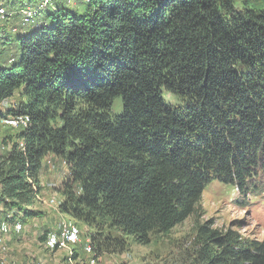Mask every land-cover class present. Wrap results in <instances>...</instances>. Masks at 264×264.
I'll use <instances>...</instances> for the list:
<instances>
[{"label": "trees", "instance_id": "1", "mask_svg": "<svg viewBox=\"0 0 264 264\" xmlns=\"http://www.w3.org/2000/svg\"><path fill=\"white\" fill-rule=\"evenodd\" d=\"M0 4V118H30L0 152V224L39 215L48 166L96 255L168 233L213 181L241 207L264 197V0ZM196 239L195 264H264V241L232 228Z\"/></svg>", "mask_w": 264, "mask_h": 264}, {"label": "rangeland", "instance_id": "2", "mask_svg": "<svg viewBox=\"0 0 264 264\" xmlns=\"http://www.w3.org/2000/svg\"><path fill=\"white\" fill-rule=\"evenodd\" d=\"M37 7L39 8L38 5ZM29 13L27 14L30 15ZM17 18L19 16L16 14L12 19ZM25 28L24 26L20 30ZM17 31L15 29V33ZM19 58L20 55L17 53L16 59L19 60ZM169 95L167 91L164 92L166 101H169ZM14 100L16 98L11 99V101ZM0 109H2L1 106ZM111 111L113 115L122 113L121 97L115 98ZM15 131L16 129L5 124L0 118V152L7 149L4 139ZM61 178L60 173L55 172L53 166H48L43 175L42 189L33 205L39 215L27 219L20 233L13 231L6 234L0 233V259L5 261L4 264H33V262L65 264L68 250L50 251L41 239L47 228L57 230L61 221L69 218L59 210L57 205L59 203L51 201L53 198L56 201L60 200L55 188L59 185ZM237 194L232 186L213 181L207 185L195 212L171 231L153 235L147 245H142L134 241L132 237H128L121 251H99L97 264H195L199 250L196 239L198 224L210 225L222 232L232 228L248 240L264 241V197L258 198L246 207H241L234 203ZM73 221L81 231L79 243L73 246L74 253L77 251L76 262L89 264L84 248L94 230L83 222L74 219ZM115 245L118 247L119 244L115 243Z\"/></svg>", "mask_w": 264, "mask_h": 264}, {"label": "built area", "instance_id": "3", "mask_svg": "<svg viewBox=\"0 0 264 264\" xmlns=\"http://www.w3.org/2000/svg\"><path fill=\"white\" fill-rule=\"evenodd\" d=\"M5 14L4 7L0 4V18H3ZM30 14V13H29ZM30 118L28 116H17L5 118L2 121L12 128H24L28 126ZM54 202V198L51 200ZM1 209V207H0ZM7 217H10L9 215ZM70 218V217H69ZM64 219L61 221L59 228L52 229L48 232L45 240V247L54 251L57 249L68 250V256L66 258L65 264H77V258L74 257L75 253L73 246L75 247L80 240V229L72 218ZM20 233L22 231V224L20 222H15L10 224L8 221L3 220L0 224V232L2 234L10 233ZM85 254L88 256L89 264H97V255L95 248L88 240L86 247L84 248ZM4 260L0 259V264H4ZM17 264V263H11ZM33 264H39L38 262H33Z\"/></svg>", "mask_w": 264, "mask_h": 264}]
</instances>
